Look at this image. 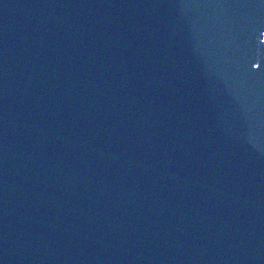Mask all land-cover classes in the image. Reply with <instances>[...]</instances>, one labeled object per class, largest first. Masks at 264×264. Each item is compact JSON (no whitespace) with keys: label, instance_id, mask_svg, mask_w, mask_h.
<instances>
[{"label":"water","instance_id":"water-1","mask_svg":"<svg viewBox=\"0 0 264 264\" xmlns=\"http://www.w3.org/2000/svg\"><path fill=\"white\" fill-rule=\"evenodd\" d=\"M0 264H264V0H0Z\"/></svg>","mask_w":264,"mask_h":264}]
</instances>
